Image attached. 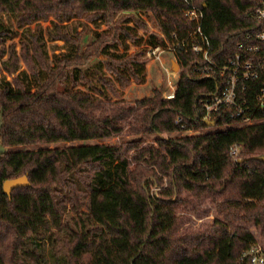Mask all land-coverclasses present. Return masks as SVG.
Wrapping results in <instances>:
<instances>
[{
    "label": "trees",
    "instance_id": "obj_1",
    "mask_svg": "<svg viewBox=\"0 0 264 264\" xmlns=\"http://www.w3.org/2000/svg\"><path fill=\"white\" fill-rule=\"evenodd\" d=\"M73 2L95 27L117 11L127 16L111 39L97 33L83 48L77 27L57 22L71 18ZM263 2L195 0L215 63L262 43L254 14ZM183 7L182 0H0V264H250L240 255L254 237L241 224L253 222L264 238V161L256 158L264 155V121L220 130L237 123L224 108L214 126L204 125L195 97L221 82L193 72L202 57L183 49L175 54L181 72L174 98L111 100L112 81L144 80V61L126 53V41L155 45L172 31L184 36L193 24ZM55 11L64 15L43 28L39 21ZM148 13L159 31L143 39L137 29ZM18 29L19 55L3 58ZM98 53L107 60L93 62ZM19 57L27 68L20 69ZM263 84V75L247 82L248 103ZM257 112L264 116V109ZM124 126L154 135L157 145L77 143L109 138ZM173 131L183 134L161 136ZM236 143L241 162L229 154ZM23 174L30 185L10 197L2 191L4 180ZM151 176L161 186L167 177L158 194L149 193ZM204 197L221 220L191 227L184 212Z\"/></svg>",
    "mask_w": 264,
    "mask_h": 264
},
{
    "label": "built area",
    "instance_id": "obj_2",
    "mask_svg": "<svg viewBox=\"0 0 264 264\" xmlns=\"http://www.w3.org/2000/svg\"><path fill=\"white\" fill-rule=\"evenodd\" d=\"M182 2L184 4L181 11L182 15L193 24V27L187 29L182 37L178 35V32L172 31L171 39L165 40L163 44H145V54L148 59L161 65L165 54H172L175 58L179 49L194 52L202 57L204 64L193 67L192 71H198L205 77L215 75L221 82L220 88L215 92H202L195 97V100L197 97L199 98V103L203 108V114L200 116L202 123L206 120L215 121L214 115L224 108L230 109V117L237 121L236 125L238 126H247L264 121V116H259L257 112L264 109V84L256 92L253 104L248 103L244 98L249 80L259 78L260 75H263L264 80V2L254 14L259 23L255 37L262 43L259 46H247L243 52H238L234 58L227 60L224 64L215 63L209 57V39L201 27L203 22L202 9L196 5L195 0H182ZM173 61L172 58L168 61L169 67L172 66V69ZM177 84L178 79L176 82L168 79L169 90L164 94V98H174ZM175 121L181 123L182 128L184 127L185 123L182 117H177ZM229 154L236 161L240 160L237 143L229 147ZM263 184L264 182H260L259 186ZM246 257L250 264H264V238L260 242L254 239L250 247L240 255L242 260Z\"/></svg>",
    "mask_w": 264,
    "mask_h": 264
},
{
    "label": "rangeland",
    "instance_id": "obj_3",
    "mask_svg": "<svg viewBox=\"0 0 264 264\" xmlns=\"http://www.w3.org/2000/svg\"><path fill=\"white\" fill-rule=\"evenodd\" d=\"M77 5H78V2L72 3L74 10H70L66 13L69 15V17H71L67 21L64 20L65 18L62 20V22L57 21V16L64 15V14H59L60 12L55 11L53 13H49L46 20H40L39 24L43 28L45 27L50 28L52 26V22L50 21L55 20L60 25L72 24L73 26H76L77 31H79L81 34L80 43L83 46V48H85L88 44H90L95 39L97 33H99L101 37L102 36L108 37L107 35H110L109 39H111L112 32L114 33V30L117 27H120V25L123 23L122 20H124L125 17L127 16L126 12L117 11L113 14L112 18L108 21L107 24L104 23V24H101L99 27H95L93 23H91L90 20L88 19L89 16L87 14H83V12H81V10L77 8ZM75 9H78L79 12L76 11ZM148 14H145V15L142 14L140 16L144 20L145 25L137 29L138 35L143 34V39H145L146 35L149 32L157 33L159 31L155 25L153 17L151 16L150 13ZM36 24H37L36 22H33L30 24V27L34 28ZM131 24L132 22L129 23V25ZM21 30L22 29H18V34L14 36L12 39H8L5 42L6 50L3 55V58L7 56L8 51L15 52L17 55H19L20 47H21L19 43ZM54 43H56L57 45H61L62 41L56 40L54 41ZM126 43L128 44L126 53L128 55H136V58H139L144 61V69H145L144 80L140 82L132 78L129 81L124 82L122 84L120 82L112 81L114 91L111 92L112 94L111 100L112 101L122 100L125 104L134 105L135 102L140 99L152 97L155 95H159L160 98H164V94H166L169 90L167 86L168 79L172 82L174 81L176 82L180 75L181 70H180V65L178 61L174 58L172 54H165L163 56L161 65L158 62L153 63L151 60L148 59V57L145 54V50H146L144 47L145 44L136 46L130 43L129 41H126ZM121 49H122V46L119 47V53H122ZM98 58H102L104 59V61L107 60V58L105 59L104 57H102L101 53L96 54V56L91 59L94 62ZM170 58H172L175 61V63H177L178 67H176L175 69H172V66L171 68L169 67L168 61L170 60ZM18 63L21 66L20 69L27 68L25 62L23 61L21 57H19ZM105 72L107 75L109 74L108 69H106ZM14 75H15L14 73L9 74L7 77L8 79H11ZM235 127H237V125L233 124V125L223 126L218 129L227 130V129L235 128ZM188 133L192 134L193 132L191 131ZM182 134L183 133L181 131L180 132L173 131L170 133H163L161 136H164V137L180 136ZM135 139L138 140L139 142H136ZM129 142H136L138 146L137 148L147 146L150 144L157 145L156 137L154 135L148 134V135L137 136L135 134L130 133V130L127 126H124L123 130L120 133L114 134L109 138L91 139L87 141H79L77 143L79 144L81 143H109V144H113L116 146H119V145L123 146ZM134 151L135 149H130L128 151L130 156L133 155ZM0 152H2V150H0ZM136 163L137 162L132 161L131 167H134ZM149 180H150V186L148 189L149 193L158 194L160 188L165 186V183L167 182V177L165 176L162 177V183H164L163 186L158 184L157 179L154 176H151ZM68 214L70 215V212H68ZM184 214L187 217H189V224L191 225V227H201L202 226L206 228L212 224L213 220L215 219L221 220L219 214L216 212L214 205L210 202V200L207 197H204L201 200V203L199 204L196 210H189L188 212L187 211L184 212ZM241 225L252 233L254 239L257 242L262 241L263 235L261 233V228L259 226L255 225L253 222L242 223ZM69 228L72 229L73 226L70 224L68 229ZM64 232H65V229H63V231H60V234L64 236L63 234Z\"/></svg>",
    "mask_w": 264,
    "mask_h": 264
},
{
    "label": "water",
    "instance_id": "obj_4",
    "mask_svg": "<svg viewBox=\"0 0 264 264\" xmlns=\"http://www.w3.org/2000/svg\"><path fill=\"white\" fill-rule=\"evenodd\" d=\"M173 65V69H175L177 66V63H175V61L172 62ZM203 124L211 127L215 125V121L213 120H206L203 121ZM257 159L263 160L264 161V155L261 156H257ZM243 161V159H240L239 162ZM30 185V182L27 178L26 174L17 176V177H13V178H9L4 180L3 184H2V191L7 194L9 197L11 195V192L14 188L19 187V186H28Z\"/></svg>",
    "mask_w": 264,
    "mask_h": 264
}]
</instances>
